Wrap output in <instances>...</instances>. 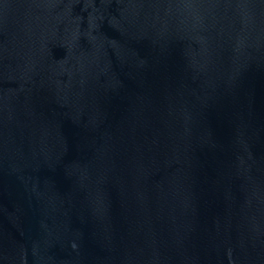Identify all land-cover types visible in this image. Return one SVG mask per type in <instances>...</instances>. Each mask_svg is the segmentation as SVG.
I'll use <instances>...</instances> for the list:
<instances>
[{
  "label": "water",
  "instance_id": "water-1",
  "mask_svg": "<svg viewBox=\"0 0 264 264\" xmlns=\"http://www.w3.org/2000/svg\"><path fill=\"white\" fill-rule=\"evenodd\" d=\"M0 264H264V0H0Z\"/></svg>",
  "mask_w": 264,
  "mask_h": 264
}]
</instances>
